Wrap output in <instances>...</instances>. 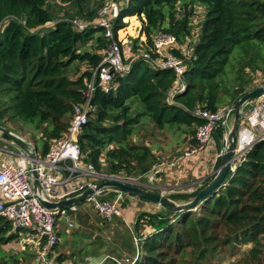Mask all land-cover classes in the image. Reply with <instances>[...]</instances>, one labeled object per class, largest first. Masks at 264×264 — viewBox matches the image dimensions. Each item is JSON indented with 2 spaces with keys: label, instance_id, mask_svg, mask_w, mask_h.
Masks as SVG:
<instances>
[{
  "label": "trees",
  "instance_id": "trees-1",
  "mask_svg": "<svg viewBox=\"0 0 264 264\" xmlns=\"http://www.w3.org/2000/svg\"><path fill=\"white\" fill-rule=\"evenodd\" d=\"M59 2L74 11L57 19L48 0H0V125L4 115L36 121L37 129L47 123L49 127L42 131V154L52 139L63 136L74 105L85 101L82 91L110 42L100 27L78 30L70 22L95 19L98 9L86 6L89 0ZM197 6L204 15L193 31ZM133 15L141 22L144 39H135L130 52L143 49L157 58L154 36H174L175 44L166 53L181 59L185 88L168 103L175 71L138 57L123 73L114 75L109 91L95 83L91 110L76 140L84 161L97 170L103 167L110 173L136 177L157 163L148 145L131 139L142 119H149L160 130L181 128L192 137L190 147L194 148L196 128L205 121L195 112L230 105L249 87L245 69L264 65V0H125L113 25L116 40L118 30L126 25L123 18ZM48 22H52L50 27H44ZM92 40V50H80V45ZM237 55L236 75L229 83L226 70ZM75 61L83 62L85 68L70 75ZM216 132L220 137L221 127ZM218 165L219 159L215 168ZM209 180L191 192L167 196L177 202L189 201ZM132 224L127 227L129 242L120 252L125 255V248L133 249V257L138 250L133 264H218L239 245L250 246L231 264H264V139L255 141L215 193L191 210L174 213L164 206L154 212L142 210ZM144 227L151 231L142 233ZM16 236L12 223L0 216V264H21L29 256L4 251L3 246ZM116 238L115 243L123 244L122 236ZM90 256L94 255H79ZM57 259L64 261L66 256L58 254ZM101 264L116 263L108 258Z\"/></svg>",
  "mask_w": 264,
  "mask_h": 264
},
{
  "label": "built area",
  "instance_id": "built-area-1",
  "mask_svg": "<svg viewBox=\"0 0 264 264\" xmlns=\"http://www.w3.org/2000/svg\"><path fill=\"white\" fill-rule=\"evenodd\" d=\"M119 11L120 5L115 0H107L97 11L95 19L70 20L78 30L91 25L100 27L110 42L102 51V60L93 71L92 79L82 91L85 101L74 105L63 136L52 139L45 154L38 153L36 146L31 145L30 142L27 150H23L16 144L0 138L15 147L13 150L0 147V216L12 223V231L17 233L19 250L25 251L30 246L34 248L35 257L29 264H63V261L57 259L58 253L53 249L59 240L58 231L55 228L56 216H64L71 231L75 224L76 217L70 218L68 213H75L77 205L72 204L68 207L50 210L43 206L40 200L56 202L72 197L80 194L87 187H93L97 181L117 180L145 187L139 181L140 176H125L102 169L97 170L83 159L76 137L88 119V112L91 110L89 101L95 83L104 92L109 91L114 75L123 73L133 60L143 57L150 59L156 67L172 68L175 71L176 79L166 98L168 103L173 102L174 93L185 88L182 80L184 66L181 59L166 53V50L175 44L174 36L165 33H158L154 36L157 58H151L150 54L143 49L131 53L129 46L127 50L130 53L126 55L114 37L113 25ZM251 104L252 108L249 113L242 114L240 117L235 150L238 164L243 161L245 153L255 141L264 139V93L253 98ZM231 113L232 104L221 106L216 111L197 110L195 114L205 121L196 128V146L186 154L197 152L196 155H198L207 152V149H210L214 132L222 126L225 115L230 116ZM223 133L224 138L226 133ZM219 152L218 149L211 156L210 173L216 169ZM32 170L36 172L37 186L34 185ZM125 198L137 199L117 188L103 187L95 190L86 200L93 203L96 213L103 220L108 221L113 215H121L118 204ZM134 240L137 242L138 238L134 237ZM109 258L116 264H133L138 258V250L133 257L122 255L121 258L115 256Z\"/></svg>",
  "mask_w": 264,
  "mask_h": 264
},
{
  "label": "rangeland",
  "instance_id": "rangeland-1",
  "mask_svg": "<svg viewBox=\"0 0 264 264\" xmlns=\"http://www.w3.org/2000/svg\"><path fill=\"white\" fill-rule=\"evenodd\" d=\"M106 1L107 0H89L86 6L91 9L97 8L99 10ZM115 1L120 6L123 2H125V0ZM48 7L54 18L57 19L65 18L64 14L66 12L71 13L74 11L73 7L70 5H63L59 2V0H48ZM195 9L196 12L192 17L193 31L197 29V24L204 15V11L201 7L197 6ZM123 21L126 25L118 30L117 40L127 55L130 53L129 50H127V46H129L132 50L134 40L139 39L141 41L144 37L140 35L141 22L137 16L133 15L124 17ZM51 24L52 22H48L44 27H50ZM193 39L195 40V38ZM93 46L94 42L92 40L85 45H80V50H92ZM133 48L135 49L136 47L134 46ZM238 58V55L233 56L231 60L232 64L228 69L226 68V79L229 83L232 82L233 77L236 75L233 64L238 60ZM236 66L237 63L235 67ZM84 68L85 64L83 62L75 61L70 66L68 73L70 75H74L77 72H81ZM245 73L244 78L250 79V85L245 91L264 83V65H260L254 70H252L251 67H247L245 69ZM8 116L9 115L3 116L1 120L2 126L26 139V141L31 143V145H35L38 153L41 154L42 131L43 128L49 127L48 124L43 123L41 127L37 129L35 127L36 121L30 123L15 117L8 118ZM229 123V126H231L232 114L229 118ZM131 139L134 143H144L148 145L157 159V163L154 164V166L147 173L140 175L139 177V181L147 189L156 193L165 194L167 196L172 192H191L203 185L204 182L209 179V177L204 178V176L210 173L212 160L203 159L202 153L198 155H196L197 152L189 155L186 154L192 151V147H190V145L194 143L190 142L192 137L186 134L181 128L176 129L168 126L161 130L156 129L154 128L153 122L146 118L142 119L138 126H136ZM0 147L12 150L15 149L14 146L1 139ZM193 155H196V157H193ZM102 169L104 168L102 167ZM118 208L121 211V215H113L110 220H104L106 222L102 224L103 227L99 228V222L103 219L96 213L93 203L87 200L78 203L77 211L75 213H68L70 218L74 219L77 214H79V217L81 218L79 227L72 233V235H70L71 230H69L67 226L65 217L62 215L56 216L55 228L57 229L59 236L56 252L66 256L63 264H77L79 255L83 253L96 256L95 254L98 251H101V249H99L100 247L109 252V257L115 256L121 258L122 254L120 251L123 249L122 246L126 242H129L130 238L126 222L130 220L132 221L139 211H158L160 210L161 205L142 200L137 204V207H134L132 202L129 201L128 198H125L124 201L119 202ZM166 213L167 216L173 215V213ZM147 231L150 232L151 228L144 227L141 230L142 233H146ZM69 236H72V238L68 239ZM119 236H122L123 244L114 242L113 239H117L116 237ZM249 246L250 245H239L234 254H227L218 264H231L237 259L240 253L246 250ZM3 249L9 254H17L18 252L28 253L29 256L27 258H22V264H28L32 258L35 257L34 248L31 246L25 251L19 250L17 236L13 241L3 246ZM132 251L133 249L130 250V252ZM123 252L125 255L132 256L127 248H125Z\"/></svg>",
  "mask_w": 264,
  "mask_h": 264
},
{
  "label": "water",
  "instance_id": "water-1",
  "mask_svg": "<svg viewBox=\"0 0 264 264\" xmlns=\"http://www.w3.org/2000/svg\"><path fill=\"white\" fill-rule=\"evenodd\" d=\"M264 93V83L262 85L256 86L250 90L245 91L241 94L232 104V123L228 125V120L230 116L225 115L222 122V130L226 133V136L218 140L216 136V132H214V137L217 140L219 145L220 155H219V165L216 167L213 173H208L204 178H210V180L196 193V195L186 202H177L172 200L168 196L162 193L153 192L150 189L145 187H140L128 183H124L117 180L110 181H97L94 183L93 187H87L80 194L63 198L56 202H48L40 200L43 206L46 208L53 210L62 207H68L72 204L77 205L78 203L86 200V198L92 194L95 190H99L103 187H114L119 190H122L130 195L135 196L138 199H144L146 201L153 202L157 205H161L171 209L174 213L191 210L193 207L199 204L203 199L207 196L215 193V191L222 185L223 181L226 179L227 175H229L235 167L238 165V160H236V146H237V132L239 128L240 117L242 114L249 113L252 108L251 100L257 96H260ZM0 138L9 142L16 144L18 147L23 150H27L29 142L21 136L13 133L8 128L0 125ZM32 174L34 177V185H38V181L36 179V172L32 170ZM212 175V176H211ZM79 214H77L75 218V224L72 228L71 234L77 230L79 227L78 223ZM72 236H69V239ZM109 256L106 253H100L91 258L79 257L77 259V264H101Z\"/></svg>",
  "mask_w": 264,
  "mask_h": 264
},
{
  "label": "crops",
  "instance_id": "crops-1",
  "mask_svg": "<svg viewBox=\"0 0 264 264\" xmlns=\"http://www.w3.org/2000/svg\"><path fill=\"white\" fill-rule=\"evenodd\" d=\"M223 130H222V127H221V135H220V137L217 135V132H216V136H217V138H218V140L219 141H221V139L223 138ZM209 148L210 149H207V152H203L202 154H203V159H210L211 160V156L212 155H214L217 151H218V149H219V145H218V143H217V140H216V138L214 137V134H213V137H212V143L210 144V146H209ZM1 155V154H0ZM193 157H196V155H193ZM129 201H131L132 202V205L134 206V207H137V204L138 203H140L142 200H140V199H129ZM150 202V201H149ZM104 222H106V221H103V223L102 224H104ZM132 222H133V220L131 221H127L126 222V226L128 227V228H130V226H131V224H132ZM79 223V222H78ZM68 239H69V237H68ZM71 239V238H70ZM101 253H103V251L101 250ZM104 253H106V252H104ZM90 257H92V256H90Z\"/></svg>",
  "mask_w": 264,
  "mask_h": 264
},
{
  "label": "flooded vegetation",
  "instance_id": "flooded-vegetation-1",
  "mask_svg": "<svg viewBox=\"0 0 264 264\" xmlns=\"http://www.w3.org/2000/svg\"><path fill=\"white\" fill-rule=\"evenodd\" d=\"M233 104V103H232ZM232 114V113H231ZM231 114H230V116H231ZM228 125H229V120H228Z\"/></svg>",
  "mask_w": 264,
  "mask_h": 264
}]
</instances>
